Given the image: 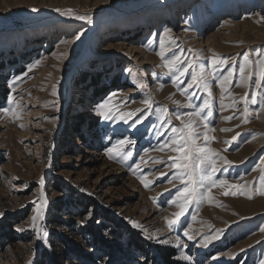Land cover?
Segmentation results:
<instances>
[{
	"label": "rangeland",
	"instance_id": "374dc122",
	"mask_svg": "<svg viewBox=\"0 0 264 264\" xmlns=\"http://www.w3.org/2000/svg\"><path fill=\"white\" fill-rule=\"evenodd\" d=\"M261 57L264 0H0V264H264ZM189 123L224 183L185 200Z\"/></svg>",
	"mask_w": 264,
	"mask_h": 264
},
{
	"label": "snow or ice",
	"instance_id": "6c2138e0",
	"mask_svg": "<svg viewBox=\"0 0 264 264\" xmlns=\"http://www.w3.org/2000/svg\"><path fill=\"white\" fill-rule=\"evenodd\" d=\"M32 11H37V9H32ZM57 11H61V10H57ZM62 14L65 15H70L71 14V10H65L62 12ZM77 19H88V17H84V16H78ZM79 38V37H77ZM160 51L157 53L161 59L164 61L163 63V67H166L169 69L170 73H179L180 76H183L186 72L189 71V69L191 68V65L188 66V68H181L178 67V63H179V57L177 56H173L171 59H169L166 55H165V51H164V44L163 42L161 43L160 46ZM245 60V64L240 65V73L242 76V79L245 78L244 77V73H245V66L246 64L249 62V58L247 55H245L244 57ZM39 61L36 62V64H38ZM212 63L215 64H224L227 63L226 60H224L223 58H219V59H213ZM257 65H261L262 67H264V57L259 58L256 62ZM36 64L30 65L29 68L31 69L32 67H35ZM232 73H229V76H231ZM204 80V73L201 72L199 76H197L196 72L193 71L192 72V76H191V82L188 84V87L191 88L193 86V84L198 83L199 81ZM228 80V77H223L222 78V83L226 82ZM257 83H259V81H257ZM204 87L207 88L208 85L207 83L204 84ZM55 90H53V95H55ZM115 95V94H112ZM109 99H111V97H109ZM223 99V97H222ZM255 102V101H254ZM108 101H104L103 103L97 105V109L98 110H102L105 109L106 105H107ZM144 103L146 105H148L149 107L151 106V101L146 99L144 101ZM208 107V102L205 101L204 105L202 106L201 110H203V108H207ZM221 107H224V104L221 103ZM262 108H264V104L261 105ZM0 111L3 112H9L11 111L10 109H0ZM15 114V113H14ZM17 118H19L18 114ZM100 115H102L105 119H109L110 118V113L104 112V111H100ZM191 115V114H190ZM196 115H199V113H196ZM120 119H124V116H120ZM232 117H227L226 119H231ZM177 119H180L179 116H177ZM205 127H207V125H205ZM185 129L187 131H185ZM228 129H225V131H227ZM171 131L173 133H183L182 136L180 137H172V143L177 144L178 147L174 150L176 151H182L183 155L180 157V159L178 161H175L172 165V167H176V168H183V173L179 176H177V179H181L183 181L184 176L188 177V183L192 184L193 187L190 189L189 187H185L183 189V192L186 194L185 195V200H188L189 198H195L197 195V191L195 188V184L199 183L200 186L204 187L205 185V181H207L208 184L211 185H215L217 183L223 184L224 181H217L214 179L213 177V173L216 171L215 169V161L212 157V155L210 154V150H207L205 148L200 147L199 145L196 144V139L199 138V133H196L195 130L192 128L191 123L186 124L184 126V129H177L175 127H173L171 129ZM205 139H208L207 134L205 133ZM126 143H130V141H125V140H121L119 141V144L121 146L125 145ZM110 153L112 151V149L108 150ZM128 155H131V153H128ZM203 165H207L208 168L207 170L205 168H203ZM198 172V175L196 176V178L194 179V175ZM142 179V178H141ZM261 181L262 183H264V177H261ZM143 182V179H142ZM148 185L145 184V187H147ZM233 195H235L236 193L233 192ZM261 194H264V192H262ZM251 198V197H249ZM179 206V205H178ZM182 213H178L177 217H179V215H181ZM41 212L38 211L37 215L35 217H33V227H36V220L38 218H41ZM169 225L171 226L174 221H168ZM134 226H138V225H134ZM187 234V233H186ZM44 236H47V232H44Z\"/></svg>",
	"mask_w": 264,
	"mask_h": 264
},
{
	"label": "bare ground",
	"instance_id": "6f19581e",
	"mask_svg": "<svg viewBox=\"0 0 264 264\" xmlns=\"http://www.w3.org/2000/svg\"><path fill=\"white\" fill-rule=\"evenodd\" d=\"M231 21H232V20L229 18V16L224 17V18L222 19V26L216 28L215 30H214V28H213V29L210 31V34H209L208 38H210V39L214 38L215 35H218V34L220 33L221 30H229V29H230L229 24H230ZM44 26H45V24H43V25H38V24L32 23L31 26H30V28L33 29V30H40V29L43 28ZM136 49H138V46H137L135 43H132V44H131V50L134 51V50H136ZM44 57H45V56H43V58H42V57H41V58L44 59ZM46 57H47V56H46ZM46 57H45V58H46ZM145 63H147V62H145ZM132 91H133V90H132L130 87H128V86L123 90L124 93H131Z\"/></svg>",
	"mask_w": 264,
	"mask_h": 264
}]
</instances>
